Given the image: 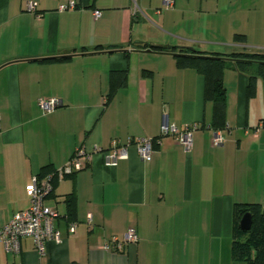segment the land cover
I'll return each instance as SVG.
<instances>
[{
	"label": "crops",
	"instance_id": "obj_1",
	"mask_svg": "<svg viewBox=\"0 0 264 264\" xmlns=\"http://www.w3.org/2000/svg\"><path fill=\"white\" fill-rule=\"evenodd\" d=\"M70 1L0 0V229L30 206L33 177L63 167L79 147L145 136L157 139L155 151L145 162L132 144L115 167L93 152L45 200L59 213L62 242L44 255L32 236L19 253L0 242V264H246L233 255L235 205L264 207V78L249 96L257 68L227 63L229 128L214 147L204 77L171 52L138 46L264 53V0H74L60 8ZM123 70L125 85L106 104L111 74ZM51 99L59 104L47 110L40 100ZM165 123L199 124L190 152L162 135ZM130 227L136 244L103 247Z\"/></svg>",
	"mask_w": 264,
	"mask_h": 264
},
{
	"label": "built area",
	"instance_id": "obj_2",
	"mask_svg": "<svg viewBox=\"0 0 264 264\" xmlns=\"http://www.w3.org/2000/svg\"><path fill=\"white\" fill-rule=\"evenodd\" d=\"M169 5L174 4V0H167ZM76 7L74 0L67 4H62V10ZM28 10L36 12L37 4L30 2L27 5ZM95 18L101 16L100 11H94ZM41 105L47 110L55 108L59 101L51 99L46 102L40 100ZM210 127V125H209ZM199 128V124L194 123L179 128L177 125L165 123L162 126V135H172L176 141L184 148L186 152H190L193 148V131ZM229 126L227 124L226 129ZM225 142V135L223 131H214L212 138V145L219 147ZM135 144L140 158L145 161H151L154 153L153 140L149 137H139L135 140H130L128 143H120L119 140L114 139L111 146L104 148L96 146L94 151L90 152L84 147L76 149L69 161L59 169L48 173L43 177L38 175L33 177V189L31 194L30 206L27 209L16 212L10 221L0 229V242H2L8 251L19 253L21 249V239L25 236H32L34 238L36 249L40 255L46 254L47 245L49 243H61L62 237L59 229L55 225V219L59 213L52 210L45 204L46 197L52 192L54 181H60L67 175H71L86 166L85 162H89L93 152L102 153L104 157V164L106 166H117L122 159L129 158V147ZM76 230V223L70 225V231ZM139 241V236L134 227H130L124 234L123 238L113 236L103 247L106 249L121 250L123 245L136 244Z\"/></svg>",
	"mask_w": 264,
	"mask_h": 264
},
{
	"label": "trees",
	"instance_id": "obj_3",
	"mask_svg": "<svg viewBox=\"0 0 264 264\" xmlns=\"http://www.w3.org/2000/svg\"><path fill=\"white\" fill-rule=\"evenodd\" d=\"M36 11L38 10L36 9ZM239 37H241V35H237V38ZM141 46H150L156 50L171 52L175 55L177 65L180 68H194L204 77L205 98L213 103V120L210 123V127L214 131H223L227 127V90L224 84V70L228 65L227 63L232 62L233 66L239 71H245L249 67L255 65L257 68L256 74L249 76L247 88L249 96L254 93L255 79L258 77L264 78V53L235 51L223 54L218 52H206L187 46L143 44L138 47ZM66 58L67 56L44 58L40 60L62 61ZM126 74L124 70L112 72L111 90L106 98V104L114 96L116 90L125 85ZM152 140L155 151L157 139L152 138ZM55 170L56 169L52 168L50 165L44 166L38 176L43 177ZM57 182L58 180L54 181V186ZM51 193L48 196H50ZM67 202L71 216L75 208L74 200L71 195L67 198ZM246 213H250L252 216V227L250 230H242L240 227V221ZM235 214L237 216V226L233 243L234 259L243 260L246 264H264V207L258 203H240L235 205Z\"/></svg>",
	"mask_w": 264,
	"mask_h": 264
},
{
	"label": "water",
	"instance_id": "obj_4",
	"mask_svg": "<svg viewBox=\"0 0 264 264\" xmlns=\"http://www.w3.org/2000/svg\"><path fill=\"white\" fill-rule=\"evenodd\" d=\"M240 227L242 230H250L252 227V216L250 213H246L243 215L240 221Z\"/></svg>",
	"mask_w": 264,
	"mask_h": 264
}]
</instances>
